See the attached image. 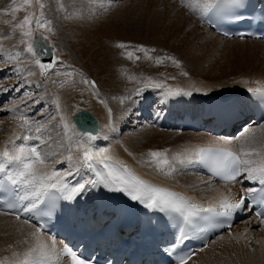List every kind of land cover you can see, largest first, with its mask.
Returning a JSON list of instances; mask_svg holds the SVG:
<instances>
[{
	"label": "rangeland",
	"instance_id": "1",
	"mask_svg": "<svg viewBox=\"0 0 264 264\" xmlns=\"http://www.w3.org/2000/svg\"><path fill=\"white\" fill-rule=\"evenodd\" d=\"M41 2L44 4L43 18L50 20L53 28L52 33L44 32L43 29L35 31V36H40L41 32L48 35L49 39L46 42L54 47L51 62L54 67L49 70L47 77L42 76L39 68L30 62V54L24 53L25 45L20 44L19 29L13 32L15 24L20 23L26 14L35 13L39 17L41 12L39 5L34 0L31 7L27 5L21 7L15 13L16 18L13 20L11 10L14 7H20L22 0H15V3L13 0H0V91H3V95L7 96L6 98V96L0 95V145L4 137L13 136L19 131L21 136L25 134L41 135L43 137L41 143L33 144V140L29 143L37 146L40 151L48 152L52 142V139L49 138L63 135L60 124H58L59 114L58 109L56 110L58 100L55 104V98L52 97L53 91L56 92V95L58 93V98H60L61 93L63 95L65 90L79 93L83 88H87L84 95H76L75 104L68 108V111L75 109L71 114H74L80 107H85L81 104H85L87 96L94 91L96 97L98 96L102 99L101 101L105 102L104 104L109 105L112 116L120 118L121 116L115 114L116 110L117 113L127 109L132 112V102L141 101L145 97L151 100L149 98L152 96L151 94L164 93V89L144 88V78L150 77L153 80L161 81L166 87L171 88L186 81L195 83L204 81L199 76L188 74L190 66H187L180 53L175 52L172 48L179 44L182 37H193L196 33L201 36L207 35V29L199 21L198 13L183 6L181 0H166L167 6L172 10L169 17L162 14V8L152 7L150 0H41ZM5 10L7 11L5 12ZM151 27L154 29L153 33ZM152 34L154 36H150ZM155 34L160 39H163V36H168L170 46H168V40H165L164 49L155 48L152 41ZM74 38H80L84 48L74 46L71 42V39ZM211 40L213 39L211 38ZM118 43H124L128 47L118 48L116 47ZM212 43L209 44L210 47H212ZM191 44L192 51L198 56L195 58V62L198 64L196 70L207 71L213 77L219 73L222 63L225 61H229L232 69L242 66L243 71L251 73L261 69V63L264 65L263 56L255 57L252 54L241 56L237 51H226L228 57H233L236 54L237 58H228L220 50L211 56H208V52H206L205 56L199 57V44ZM99 45L100 53L95 55ZM140 45L148 49L155 48L154 52L149 53L153 59L145 58L143 52L136 50ZM262 47L264 49V46ZM128 51L134 53L133 59L127 58ZM17 52L21 53L18 61L8 60L10 55L14 56ZM165 56L174 57L180 62V66L177 67L171 60H164L159 65L155 63L156 57ZM135 57H140V59L136 60ZM240 57L243 60H240ZM182 72H186L187 75H182ZM108 74L113 78L111 87L107 86ZM129 76H135L140 83L137 80H130ZM84 79L90 82L94 81L95 88L93 89L90 84L83 83ZM88 88H90L89 91ZM137 88L144 89L142 94H136ZM183 93L186 92L183 91ZM183 93L177 97L181 99ZM168 99L169 96L166 95L161 98L162 101H168ZM14 106L15 111H11L10 109ZM135 113L138 114L134 110L131 120L123 123L125 128L120 131L119 138L131 133H138L144 127L146 122L142 118L136 120ZM21 115L29 120L30 131L20 127L23 122L18 120V117ZM38 124L44 125L41 133L35 132V127ZM262 128L264 127L261 125L253 130L263 133ZM56 132L58 133L56 134ZM178 133L181 134V132ZM123 139L127 141V139ZM237 140L240 138L238 137ZM44 141H48V143L45 144ZM253 159L259 160V157L256 156ZM191 178L199 185L202 184V180L197 175H192ZM256 231H261V229L256 228ZM212 255L213 253L204 255L197 261L199 263L204 257Z\"/></svg>",
	"mask_w": 264,
	"mask_h": 264
},
{
	"label": "bare ground",
	"instance_id": "2",
	"mask_svg": "<svg viewBox=\"0 0 264 264\" xmlns=\"http://www.w3.org/2000/svg\"><path fill=\"white\" fill-rule=\"evenodd\" d=\"M150 1L152 2V7L162 8V14H165L168 17L171 15L172 10L167 6L166 0ZM200 20L201 24L207 29V35L201 36L199 33H196L193 37H182L179 40V44L172 48L175 52H179L187 66H190L188 68V74L199 76L204 81L201 83L186 81L185 83L174 85L173 89L179 88L183 89L186 93H191L190 95L184 94L181 99L177 96H172L169 97L168 101H162L165 99L163 98L161 100L164 93L158 92L156 95L151 94L152 96H149L151 100H148V98L145 97L141 101L138 100L132 102V112H134V110L138 112V114L135 113L134 118L136 120L142 118L143 121L146 122L144 127L141 128V131L123 136L127 141L123 138H119L120 131L125 128L123 123L131 120L130 118L133 116L132 112L127 109L121 111V113H117L116 110L115 114L123 117L122 119L121 117H114L112 114L109 116V105L107 103L108 106L104 104L105 102H102V99L98 96L96 97L94 91L91 95L89 94L87 96L86 103L81 104L85 105V107H80L76 111L85 110L86 112L92 113L97 118L96 120L99 121L98 124L100 129L95 136L96 139L87 141L88 146L94 154L103 152L106 149L107 155L113 157L114 161H119L126 165L134 174H137V176L152 184L164 185L171 188L173 191L182 193L185 196L190 197L195 203L209 206L210 204L215 203L222 194L229 196L234 202L238 201L242 196L241 187L234 184L222 185L215 183L212 179L200 175L196 164L182 167L171 176H165L163 173L155 169L147 153L150 150L168 149V156L171 157L174 153L182 151L185 148L203 147L206 144L225 145V142H228L227 146L231 147L233 150H238L243 144L245 148H255L261 153H264V128H262L263 133L253 130L254 128L261 127V125L264 126V122L260 124L259 127L244 129L239 136L240 140H237L238 137L233 140L224 137L213 138L204 133H193L189 131L182 132L179 130L172 131L167 124V121L175 115L174 111H177L180 107L187 110L197 108L198 103L200 101H205L202 99L208 97L222 99L232 96L236 99L237 103L246 106L247 96L251 94L247 89L262 88L264 86V65L262 63L261 69L255 70L256 72L253 71L252 73L243 71L242 66L232 69L229 61L222 63L219 73L214 77L207 71L203 72L196 70L198 64L195 62V58L198 56L192 51L193 47L191 43L199 44V57L205 56L206 52H208V56H211L214 52L220 50L226 57H228L226 51H237L241 56L250 54L255 57L263 56V60L264 49L262 46H264V43L260 40H240L245 38H238V40L233 38L230 40L222 39V37L214 34L206 24L203 23L204 21L201 17ZM151 31L152 33L154 31L152 27ZM150 36H154V34ZM155 37L152 38L153 45L156 46L155 48L161 47L164 49L165 40H168V46H170V38L168 36H163V39H160L158 35L155 34ZM211 38L213 40H211ZM71 42L74 46H81L84 48L80 38L71 39ZM211 42H213V45H211L212 47L209 45ZM100 45L95 55L100 53ZM238 53L237 55L240 56ZM228 58H237V56L235 54L233 57ZM239 59L243 60L241 57ZM245 63L246 61L244 60V64ZM108 79L107 86L111 87V80H113V78L110 74H108ZM86 89L83 88L82 92L79 93L73 92L72 90H65L63 95L61 93L60 98H58V93L56 95V92H52V97L55 98V104L58 100L57 103L60 105L56 110L58 109V124H60L63 135L51 137L52 142H49L51 148L48 149V159L46 163L58 171H71L72 175L66 177V182L70 186L91 179L87 166L82 162L83 149L77 147L81 137L85 135L79 134L70 120L71 113L75 109L68 111V108L75 104L76 95H84ZM89 89L90 88H88V91ZM61 115L67 117L69 124L72 125L67 134H65L60 120ZM178 132H181V134ZM57 133L58 132H56V134ZM14 135L21 136V133L18 131ZM246 135L248 136L247 140H245ZM13 136L8 135L4 137L0 149H3L6 142H8ZM22 142V140L15 141L16 144ZM44 151L46 150L44 149ZM41 152L46 153L43 151ZM68 155L72 156L73 159L71 161L66 159ZM256 156L257 155L253 153L252 159ZM192 175H197L202 180V184L199 185L197 181L194 182L193 178H191ZM247 181L254 182V180ZM91 186L92 185H87L85 190L75 198H80L87 194L90 191ZM64 193L67 195L66 192ZM88 206L93 207V205L90 204H88ZM94 209L103 210L102 204L99 203L95 205ZM103 212L104 214L101 219L102 221H105V216L108 217L105 213L106 208ZM239 225L241 226L238 227ZM32 226L33 225L31 224H24L21 220L17 221L14 217L0 213V259L8 257L9 261H11L13 259V252L22 254L29 247L33 242L30 233L35 230ZM256 228H260L261 231H256ZM44 238L49 240V237L44 236ZM24 241H28V243H24ZM56 250L58 253L57 247ZM212 253L213 255L211 257H204L203 260L198 263L197 260L199 258ZM48 264L67 263L62 261L59 255L58 258L54 257L48 262ZM188 264H264V225L253 219L236 223V225L234 224L226 233H223L217 239L212 240L207 249L202 250L200 253H195L189 260Z\"/></svg>",
	"mask_w": 264,
	"mask_h": 264
},
{
	"label": "snow or ice",
	"instance_id": "3",
	"mask_svg": "<svg viewBox=\"0 0 264 264\" xmlns=\"http://www.w3.org/2000/svg\"><path fill=\"white\" fill-rule=\"evenodd\" d=\"M15 3V0H13ZM34 0H22L20 7L12 8L13 20H15V13L21 7L27 5L31 7ZM39 5L41 12L39 17L35 13H28L23 17L20 23L15 24L13 32L16 29L20 31V44L25 45L24 53L30 54V62L39 68L40 74L47 77L50 69L54 67L52 63L42 62L41 56L47 54V50L41 47V41H47L48 35L44 32L52 33L51 21L44 19L43 8L44 4L41 0H35ZM181 4L189 8L193 12H199L200 17L203 19L209 12L216 11L223 13L231 10L240 5V0H181ZM7 10H5L6 12ZM8 23V21H6ZM43 29L39 38L35 36V31ZM227 35V33H225ZM116 47L125 49L128 46L124 43H118ZM39 49V50H38ZM137 51L143 52L145 58L153 59L149 55L155 49H148L144 46H137ZM128 59L134 58V53L128 51L126 53ZM21 53L17 52L14 56L10 55L8 60H19ZM139 60L140 57H135ZM164 60H171L177 67L180 62L174 57H156L155 63L161 64ZM18 70V69H17ZM182 75H187L182 72ZM130 80H137L135 76H129ZM85 84H90L94 89L95 82L84 79ZM140 83L139 80H137ZM144 88L154 87L157 89H164V95L172 97L183 93V89H173L166 87L161 81H156L150 77L144 78ZM247 83V82H246ZM63 86V85H62ZM249 92L260 94L264 96V88H248ZM144 89L137 88L136 94L140 95ZM191 94V93H183ZM103 102V101H102ZM57 107L60 105L57 103ZM15 111V106L10 109ZM111 109H108L109 116H111ZM18 120L23 123L20 127L31 130L29 120L24 116H19ZM60 120L63 125L65 134L72 127L69 124L67 117L61 115ZM264 127V126H262ZM44 125H37L35 127L36 133H41ZM51 140V137L49 138ZM96 139L92 133H87L82 136L80 142L77 144L78 148L83 149L82 162L89 169L95 171L96 179H88L79 182L74 186H70L66 182V177L72 175L71 171H58L49 166L46 161L48 159L47 153H42L37 146L31 145L29 142L32 140L43 141L41 135H14L6 142L5 147L0 150V173H4V178L0 179V188H4L6 184L10 186V190L15 194L18 202L29 201L28 205H24L22 210L24 212H32L43 203L44 198L48 197L50 200L54 199L49 195L50 190H57L59 192H66L65 199L71 200L78 194L83 192L87 185L95 187L98 184H103L104 187L118 192L127 193L132 200L139 201L149 208H157L161 211L176 213L181 216L186 224H192L193 219L199 217L201 213H209L212 216L230 217L231 214L246 207V200L251 198L254 202L259 199V203L264 204V187L247 188L244 190L238 201H233L229 196L221 195L220 198L207 208L203 205L191 201L187 196L182 193L172 191L167 187H162L157 184H152L147 180L135 175L126 165L119 161H114L113 157L107 155V150L103 152L93 153L88 146L87 141ZM248 136H245V140ZM16 140H22L20 144H16ZM45 144L48 141H44ZM225 145H208L205 147L185 148L182 151L174 153L171 157L168 156V149L163 150H150L147 155L155 169L165 176H171L173 173L180 170L182 167L191 166L193 164L204 165L212 172L214 176L220 177L226 183L234 184L239 183L238 178L242 177L246 180L258 181L260 185L264 186V153H261L255 148H245L243 144L238 150H233L231 147ZM255 153L259 160L252 159ZM68 161L73 158L71 155L66 157ZM103 165V170H95L93 161ZM257 194H259L257 196ZM9 208L16 207L15 203H9ZM259 223L264 225V214H256ZM16 220L21 219L19 214L15 216ZM208 219V216L202 217ZM24 224H29L28 220L23 221ZM35 228L30 233L33 242L21 254L13 252V259L9 261L8 257L0 259V264H48L54 257L58 258L59 255L70 258V264H87V261L78 256V254L68 247H64L60 253H57L56 242L54 239L49 238L46 240L43 236L40 227L32 226ZM188 237L183 231L180 234V241L186 240ZM28 243V241H24ZM191 256L182 257L179 264H188Z\"/></svg>",
	"mask_w": 264,
	"mask_h": 264
},
{
	"label": "water",
	"instance_id": "4",
	"mask_svg": "<svg viewBox=\"0 0 264 264\" xmlns=\"http://www.w3.org/2000/svg\"><path fill=\"white\" fill-rule=\"evenodd\" d=\"M40 43L41 47L47 50V54L41 56L42 62L50 63L52 60L53 48L47 46L44 41H41ZM71 118L78 132L82 134L92 133L93 135L97 133L98 121L91 113L86 112L85 110H80L77 113L72 114Z\"/></svg>",
	"mask_w": 264,
	"mask_h": 264
}]
</instances>
